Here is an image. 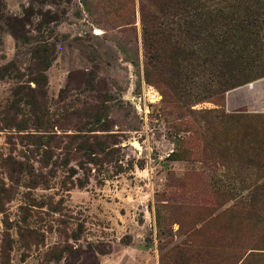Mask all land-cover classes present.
Segmentation results:
<instances>
[{
  "label": "rangeland",
  "instance_id": "374dc122",
  "mask_svg": "<svg viewBox=\"0 0 264 264\" xmlns=\"http://www.w3.org/2000/svg\"><path fill=\"white\" fill-rule=\"evenodd\" d=\"M0 1V66L22 74L0 79V264H264V77L173 103L144 77L138 0ZM43 48L36 132L9 106Z\"/></svg>",
  "mask_w": 264,
  "mask_h": 264
},
{
  "label": "trees",
  "instance_id": "16d2710c",
  "mask_svg": "<svg viewBox=\"0 0 264 264\" xmlns=\"http://www.w3.org/2000/svg\"><path fill=\"white\" fill-rule=\"evenodd\" d=\"M231 1H236L237 7L228 12L221 5ZM138 3L144 77L147 82L163 85L171 102L191 105L222 101L226 92L264 77V43L260 35L264 32V0H138ZM0 6L5 9L1 1ZM34 54L28 68V85L19 84L13 90L9 107L30 108L34 129L43 132L49 124L37 97H44L52 54L46 48ZM21 75L13 63L0 66V79H18ZM251 119L263 133L264 115ZM98 123L100 119L91 124ZM45 136L31 134L28 138L34 141V146H43L48 144L43 141ZM86 150L93 151L91 146ZM231 261L237 264L240 258L232 256ZM223 264L228 263L224 260Z\"/></svg>",
  "mask_w": 264,
  "mask_h": 264
},
{
  "label": "built area",
  "instance_id": "2783aa9c",
  "mask_svg": "<svg viewBox=\"0 0 264 264\" xmlns=\"http://www.w3.org/2000/svg\"><path fill=\"white\" fill-rule=\"evenodd\" d=\"M144 91H147L150 103L155 102L156 100L159 99L158 94L155 93V91H154V89L152 87H150V86L144 87L143 94H142L143 96H145V92Z\"/></svg>",
  "mask_w": 264,
  "mask_h": 264
}]
</instances>
